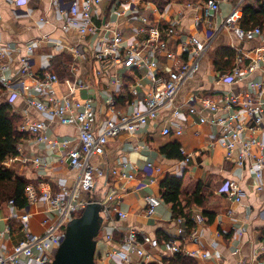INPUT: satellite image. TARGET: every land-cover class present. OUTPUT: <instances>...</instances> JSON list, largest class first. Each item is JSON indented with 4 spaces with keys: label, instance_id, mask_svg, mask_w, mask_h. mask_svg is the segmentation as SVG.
<instances>
[{
    "label": "crops",
    "instance_id": "1",
    "mask_svg": "<svg viewBox=\"0 0 264 264\" xmlns=\"http://www.w3.org/2000/svg\"><path fill=\"white\" fill-rule=\"evenodd\" d=\"M71 1L31 0L15 5L11 0H0V46L7 50L4 62L9 65L5 75L11 82H34L31 76L21 74L20 57L25 51L17 48L36 41L31 55V71L38 73L51 69L61 82L66 79H79L89 83L91 87L78 89L74 98L95 96L98 123L106 115L103 104L105 98L114 96L117 99V108L124 111L132 103L144 109V88L140 87L141 95L137 99L128 91L127 86L138 81L142 84L149 82L146 67H113L115 76L120 79L117 82L123 83H113L111 76L95 75L99 64L94 58V52L105 42L104 29L120 30L125 44H134L142 48L145 54L152 53L159 61L158 71H162L166 64L171 68L179 65L183 60V56H180V42L199 31L203 33L201 27L204 23H197L195 14V7H199L203 0H104L95 5L93 10L101 32L87 35H82L73 28H63ZM235 2L237 0L223 3L222 15L228 14ZM178 14H183L182 26L169 42V50L175 56L171 57L168 55L169 51L165 50H156L154 53L145 45L147 34L139 31L144 26L141 16H147L152 24H160L166 29ZM239 44L246 49H252L261 46L263 42L261 36L240 42L232 33H222L207 52L197 74L184 86L176 99V104L182 106L183 113L175 116L172 115V109H163L156 119L137 131H123L111 139L105 154L94 159L103 175L98 178L96 188L92 192L82 193L81 197L106 201L127 213V217L122 218L112 209L109 220L103 222L96 237L95 264H156L158 261L171 264L170 259L175 254L165 252L161 247L166 237L176 238L187 249L207 252L205 258L194 257L198 264H259L264 259V191L254 188L255 179L247 167L236 166L226 158L225 147L219 140V127L202 123L197 117L185 112L187 101L192 95H209L222 102L225 93L231 90L248 91L249 81L260 77L258 70L246 76L239 84L218 81V75L226 71L215 69L218 51L222 47L232 48V45ZM76 49L80 50L79 53ZM53 89L58 96L68 93L65 84L55 83ZM123 93H127L131 100L127 98L120 103L118 99ZM36 95L37 89L33 86L13 102L15 111L25 119L24 124L45 120L52 134L68 137L72 139L71 146L76 145L78 127L61 124L56 118L30 105L29 98ZM10 97L11 92L6 90L1 95L0 102ZM167 124L172 127L181 125L183 134H163V128ZM257 138L264 142L262 128L258 131ZM171 142L180 143L186 153L191 155L190 160L187 161L185 156L178 159L163 154L161 148ZM20 146L23 156L41 157L48 164L44 169L22 160L11 165V168L33 184L49 181L54 190H58L60 186L71 185L78 179V170L69 164L68 151L71 146L52 147L36 140L30 132ZM259 154L264 155V151H259ZM123 159L128 160L129 165L122 167V172L135 174L134 179L119 177L112 172ZM169 173L183 178V193H193L198 186L202 189L205 204H193L188 208L192 218L198 213L205 217V221L196 226L198 242L189 238L183 239L176 232L172 204L167 203L161 196L160 184ZM226 179L240 182L245 192L241 202L233 201L219 191ZM151 194L160 196L162 203L149 216L146 213V197ZM30 211L31 229L42 232L45 228L42 220L47 215L44 201L40 199L38 203L31 205ZM21 212L19 208L8 203L0 206V252L11 250L22 237L20 222L15 216ZM204 212H208L212 220L209 221L210 216ZM11 224L14 228L8 233L7 226ZM130 229L147 234L158 242L146 245L147 253L152 255L150 259L131 252L130 261H123L120 254L125 252L122 238ZM109 234H113L114 239H109Z\"/></svg>",
    "mask_w": 264,
    "mask_h": 264
},
{
    "label": "built area",
    "instance_id": "2",
    "mask_svg": "<svg viewBox=\"0 0 264 264\" xmlns=\"http://www.w3.org/2000/svg\"><path fill=\"white\" fill-rule=\"evenodd\" d=\"M31 0H11L15 5L28 3ZM59 1V0H55ZM104 0H72L66 11L63 28H73L82 35L99 34L101 28L97 24L93 10L94 6ZM232 0H203L200 6H196V21L204 23L202 32L192 34L187 40L180 42L183 60L175 67L168 64L158 71L159 61L152 56V53L145 54L142 48L134 44H125L124 37L120 30L106 32V39L102 46L94 52V58L99 64L95 70L96 76H111L113 83H123L118 76H115L113 67L121 66L126 68L139 69L146 67L149 82L142 84L141 81L134 82L127 86L128 91L137 99L141 95L140 87L145 92V108L136 106L135 103L124 111L117 108V99L105 98L103 101L106 115L102 116L101 123L97 119V105L95 96L89 95L83 99H75L74 95L78 89H88L91 85L79 79H66L61 82L59 76L51 69H45L38 73L31 71V55L35 42H29L17 49L24 50L20 57V71L22 75H29L34 80L27 84L24 81L11 82L5 75L8 64L4 62L7 50L0 46V84L11 92L10 101L13 103L19 96L30 91L33 86L37 89V95L29 98V103L38 111L56 118L61 124L75 125L79 132L77 143L71 146L72 139L60 137L49 131V125L45 120L26 123L22 130L30 132L39 142L48 143L52 147H68L69 164L79 172L78 179L71 185H62L54 190L49 181L36 184H29L26 189V197L29 206L21 210L20 215H15L19 220L22 237L9 251L0 252V264H51L54 255L62 243L66 234L68 223L76 214L83 211L92 200L81 197L82 193L92 192L97 186V180L103 175V171L94 163L97 156L105 154L108 142L123 131L134 132L156 119L165 108L172 109V115L183 113L182 106L176 104V99L184 86L197 74L202 61L210 48L215 44L218 37L224 32H230L240 42L252 40L261 36V46L246 49L243 45H232L236 51L234 64L231 69L221 72L218 75L219 82L239 84L242 80L254 72L260 70V77L249 81L248 91L231 90L225 93L223 101H219L209 95H192L187 101L188 115L195 116L202 123H209L219 127V140L225 147L226 158L239 167H247L255 179L254 188L264 191V142L257 138L258 131H264V32L261 26L245 29L240 22L244 15V3L247 0H237L231 11L225 16L222 15V4ZM264 1V0H260ZM183 14L173 17L166 29L160 24H152L147 16H141L144 22L139 31L147 34L145 45L152 51H169L168 55L175 56L169 50L170 39L181 29ZM166 34V37L164 36ZM79 49L76 52L79 53ZM65 84L67 94L58 96L53 89V84ZM49 95V98H47ZM227 110V112H226ZM163 134H183L181 125L172 127L167 124L163 128ZM187 161L191 155L181 147ZM31 162L40 168L46 167L47 162L41 157L23 156L21 146L19 153L11 155L5 161V165H11L18 161ZM129 165L128 160H120L112 172L119 177L135 178V174L122 172V167ZM153 181V180H152ZM219 191L229 199L241 202L245 192L240 182L235 179H226ZM42 199L46 205L47 215L43 218L45 226L40 233L31 229L30 222L32 213L30 207ZM148 206L147 215H153L162 198L156 195L146 197ZM103 202L101 212L104 221L111 217L110 211L114 209L120 217H127V213L118 209L117 205H110ZM8 204L15 206L14 200ZM16 207V206H15ZM29 208V209H28ZM196 225L189 228L187 218L180 215L174 218L176 232L183 239H193L198 242L196 226L205 221L203 214L198 213L193 217ZM189 230V233L187 234ZM13 227L7 226V232L11 233ZM187 234V235H186ZM2 236V233H0ZM114 239L113 234L108 235ZM125 252H120L125 262L130 261L129 253L136 252L141 257L150 259L151 254L147 253V244H157L147 234L135 229H130L122 238ZM161 247L165 252L172 254L182 253L192 257H207V252L197 249H187L176 238H169L162 242ZM163 264L162 261L155 262ZM264 264V259L259 261Z\"/></svg>",
    "mask_w": 264,
    "mask_h": 264
},
{
    "label": "trees",
    "instance_id": "3",
    "mask_svg": "<svg viewBox=\"0 0 264 264\" xmlns=\"http://www.w3.org/2000/svg\"><path fill=\"white\" fill-rule=\"evenodd\" d=\"M243 8L244 15L240 22L241 26L245 29L261 26L264 32V1L247 0ZM235 55L236 51L233 48L222 47L216 57L215 69L218 71L231 69ZM4 92H6V88L0 84V97ZM127 98L131 100L127 93H123L118 101L123 103ZM24 123L25 119L15 111L10 99L0 102V206L7 204L9 200H14L15 206L19 209L29 206L26 189L32 182L21 176L15 169L5 165V161L9 156L19 153L20 144L29 136V132L21 129ZM161 152L170 158H184L181 152V145L178 142L166 144L161 148ZM182 182L183 178L181 176L171 173L167 174L160 184L161 196L167 203L172 204L173 217L185 216L189 228H193L196 224L188 208L193 204L204 205V194H202L200 186L193 193H183ZM204 213L210 216L209 221L212 220V216L208 212ZM11 226L13 227L12 224ZM165 239H169V237ZM170 263L198 264L194 257L182 253H176L170 259Z\"/></svg>",
    "mask_w": 264,
    "mask_h": 264
},
{
    "label": "water",
    "instance_id": "4",
    "mask_svg": "<svg viewBox=\"0 0 264 264\" xmlns=\"http://www.w3.org/2000/svg\"><path fill=\"white\" fill-rule=\"evenodd\" d=\"M103 207L102 200H92L80 216L68 223L51 264H95L96 237L104 222Z\"/></svg>",
    "mask_w": 264,
    "mask_h": 264
},
{
    "label": "rangeland",
    "instance_id": "5",
    "mask_svg": "<svg viewBox=\"0 0 264 264\" xmlns=\"http://www.w3.org/2000/svg\"><path fill=\"white\" fill-rule=\"evenodd\" d=\"M215 43H216V42H215ZM81 212H83V211H81ZM81 212H79L78 214H76L75 217H76V216H80V215H81Z\"/></svg>",
    "mask_w": 264,
    "mask_h": 264
}]
</instances>
